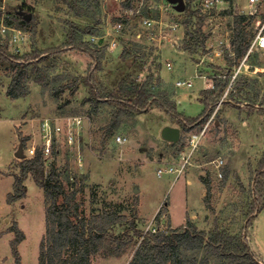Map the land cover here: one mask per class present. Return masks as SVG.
I'll use <instances>...</instances> for the list:
<instances>
[{
	"label": "rangeland",
	"instance_id": "374dc122",
	"mask_svg": "<svg viewBox=\"0 0 264 264\" xmlns=\"http://www.w3.org/2000/svg\"><path fill=\"white\" fill-rule=\"evenodd\" d=\"M95 1L96 18L81 19L73 15L66 0H0V43H7L13 54L32 52V26L26 30L17 28V15L30 12L31 20L35 19L36 45L41 50L63 44L68 22L74 21L83 28L96 29L94 36L99 41H92L91 36L86 40L105 50L99 77L110 89L125 79L142 82L154 73L155 78L160 77L162 88L172 95L178 111L197 118L204 110L200 93L214 88L215 76L230 68L232 83L240 82L245 96L251 94L258 102L263 101L264 49H253L229 67L227 54L234 55L235 21L244 16L234 3L222 5L206 16V46L192 53L184 49L190 39L186 28L189 12H178L177 3L172 0L135 2L134 13L128 12L130 15L113 0ZM184 3L186 6L185 0ZM146 18L156 22L151 29L144 24ZM120 19L125 24L118 32L115 27ZM249 21L244 24H250ZM172 24L180 26L175 41L170 43L163 36ZM256 26L253 21L248 28L253 35L251 43ZM151 34L156 40L150 39ZM113 38L122 45L116 50L108 47ZM128 48H136L148 56L144 60H125L122 53ZM89 62L79 52L49 59L43 65H48L54 76L61 77L58 86L77 80V90L68 88L56 98L52 86L43 87L32 77L27 96L14 101L7 95L12 72L7 66H0V264H16L11 248L15 225L26 237L18 247L21 264H39L46 233L44 191L29 176L24 199L9 204L8 195L13 192L14 175L20 173L21 162L35 157L36 151L44 148L46 121L52 130L51 151L56 152L48 166L53 164L60 171L70 172L72 179L64 184V190L65 193L79 190L81 214L90 217L112 211L127 218L123 225L113 229L114 235L133 239L127 251L120 257L104 251L95 264H129L142 234L181 227L188 217L200 230L211 231L217 223L231 233L240 232L255 173L264 158V114L219 104L210 118L213 121L193 149L191 139L197 132L181 131L175 144L162 138L166 126L180 127L155 106L134 118L123 117L104 145L103 128L110 122L112 111L107 107L96 113L92 110L89 89L82 83ZM168 63L172 65L170 70ZM178 81H191L193 86L179 88ZM57 126L61 128L59 133L55 131ZM70 130L74 134L72 144L68 138ZM118 136L126 141L117 142ZM185 160L186 167L176 175L174 170ZM220 161L223 164L218 167ZM128 220L135 222L134 229ZM253 241L264 256V210L255 222Z\"/></svg>",
	"mask_w": 264,
	"mask_h": 264
},
{
	"label": "trees",
	"instance_id": "16d2710c",
	"mask_svg": "<svg viewBox=\"0 0 264 264\" xmlns=\"http://www.w3.org/2000/svg\"><path fill=\"white\" fill-rule=\"evenodd\" d=\"M193 1L185 0L184 12H189L186 20L187 36H190V39L184 49L196 53L205 48L208 33L204 31L206 16L192 10ZM66 2L75 17L96 18L95 6L98 3L95 0ZM125 8L133 9L134 3ZM247 19H250V24H244ZM15 21L19 29L26 30L32 26L30 33L34 48L30 53L18 55L10 52L7 43H0V66H7L12 72L11 83L7 89L9 98L14 101L26 97L29 93L28 81L32 77L43 87L52 86L56 98L71 87L75 92L79 84L77 80L58 86L61 77L54 76L52 69L43 64L60 55L82 53L90 59L82 83L89 89L88 101L92 104L93 112H98L101 107L112 111L110 122L103 128L104 145L106 140L115 134L123 117L134 118L148 113L155 106L162 109L182 132L197 134L204 130L219 104L237 109L244 108L249 113L264 114V98L262 102H258L251 94L245 96L241 83H232L233 73L230 68L215 76L214 88L205 89L200 93L199 100L204 106L202 114L197 118H189L178 111L172 95L162 88L160 77L155 78L154 73H150L142 82H137L136 79H130L129 82L125 79L126 81L119 83L116 88L110 89L99 77V72L103 69L105 50L86 40L87 36L93 37L97 33L94 27L83 28L79 23L70 21L65 42L60 46L41 50L36 45L35 19L27 21L25 15H17ZM253 21L254 18L247 16L236 19L232 39L234 55L227 54L229 67L235 66L238 60L247 55L253 39L248 28ZM192 26L194 29H191ZM147 56V53L136 48L125 49L122 53L125 60H144ZM241 80L244 81L245 77ZM55 154L52 149L49 155H46L41 148L36 151L35 157L21 162L20 173L14 175L13 192L8 195L9 204L24 199L27 195L25 181L29 176L44 191L46 233L40 247L39 264H95L97 256L104 251L114 257L122 256L133 239L114 235L113 229L123 225L127 218L112 211L90 217L82 215L77 200L79 190L74 189L69 193L64 190V184L70 183L72 179L70 172L60 171L53 164L48 166ZM253 185L240 232L231 233L217 223L211 231L200 230L188 217L186 224L181 227L142 234L129 264H264V256L253 243L255 222L264 210V158L256 170ZM210 193L208 188V198ZM129 222L134 229L135 222L128 220L127 223ZM12 231L15 233V239L11 242L12 253L16 264H21L18 247L26 237L17 225L12 227Z\"/></svg>",
	"mask_w": 264,
	"mask_h": 264
},
{
	"label": "built area",
	"instance_id": "2783aa9c",
	"mask_svg": "<svg viewBox=\"0 0 264 264\" xmlns=\"http://www.w3.org/2000/svg\"><path fill=\"white\" fill-rule=\"evenodd\" d=\"M109 1V0H107ZM116 3H118L121 7L130 5L132 3L135 2H142L144 3L145 0H113ZM228 3H234L236 8L241 12V14H243L244 16H247L249 18H254V21H256V35L254 37V40L252 41L250 47H249V51L247 54H250L252 52L253 49L255 48H262L264 49V0H194L192 3V10L196 11L198 13H200L201 15H205L207 16L210 12H212V10L217 9L218 7H221L222 5L228 4ZM128 10L127 13H134V9H126ZM128 13V14H129ZM130 15V14H129ZM160 23V22H159ZM144 24L148 27V29H151L155 24V20L153 21L152 19L146 18L144 20ZM124 26L123 21H119L116 24V31L120 32L122 30ZM179 24H172L171 26L168 27V33L163 36L164 39H166L168 42L172 43L173 41H175L174 38H176V32L179 29ZM161 32H164L165 30L163 29V27H161L160 29ZM19 33H22L21 31H19ZM163 34V33H162ZM160 33V36L162 35ZM150 39L152 41L156 40L155 36L153 34L150 35ZM92 41L94 40H98L95 36H93L91 38ZM121 45L120 41L117 38H113V40L110 42V44L108 43V47L110 50H116L117 48H119ZM123 50V47H121V51ZM167 68L170 70L172 69V65L171 64H167ZM176 86L177 87H189L191 88L193 86L191 81H178L176 82ZM75 121L78 122V124H80V120L75 119ZM212 120H209V122L207 123L206 127L204 128V130L200 133V134H194L192 135V146L193 149H195L197 147V144L199 143L201 137L205 134L206 130L208 129L209 125L211 124ZM57 133H59L61 131L60 126L56 127L55 130ZM43 137L45 139V146H44V151L46 155H49L50 150H51V142H52V130H51V126L49 124V122H44L43 123ZM68 138H69V142L72 144L73 140H74V134L73 131L70 130L69 134H68ZM117 142L119 143H124L126 140L125 138L118 136L116 138ZM187 161L185 160L184 163L181 165V167L176 168L174 170L176 175H180L181 172L184 170V168L187 165ZM223 164L222 161L219 162L218 167H220ZM171 170H173V168H171ZM163 173V170L159 171V175H161ZM219 176L222 177V173L219 172Z\"/></svg>",
	"mask_w": 264,
	"mask_h": 264
},
{
	"label": "water",
	"instance_id": "95a60500",
	"mask_svg": "<svg viewBox=\"0 0 264 264\" xmlns=\"http://www.w3.org/2000/svg\"><path fill=\"white\" fill-rule=\"evenodd\" d=\"M172 3H177L176 10L178 12H183L185 10L184 0H172ZM22 15H25L27 21L31 20L32 17L31 15H26V14H22ZM180 136H181V130L178 127L166 126L162 131V138L169 143H173V144L177 143L180 140ZM19 156H23V155L20 153Z\"/></svg>",
	"mask_w": 264,
	"mask_h": 264
}]
</instances>
